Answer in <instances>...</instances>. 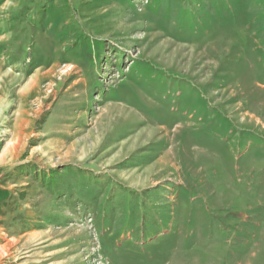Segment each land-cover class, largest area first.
Masks as SVG:
<instances>
[{
  "label": "rangeland",
  "instance_id": "obj_1",
  "mask_svg": "<svg viewBox=\"0 0 264 264\" xmlns=\"http://www.w3.org/2000/svg\"><path fill=\"white\" fill-rule=\"evenodd\" d=\"M0 264H264V0H0Z\"/></svg>",
  "mask_w": 264,
  "mask_h": 264
}]
</instances>
